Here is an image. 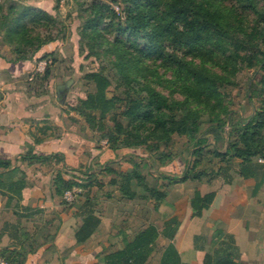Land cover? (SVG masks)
Instances as JSON below:
<instances>
[{
  "label": "crops",
  "instance_id": "obj_1",
  "mask_svg": "<svg viewBox=\"0 0 264 264\" xmlns=\"http://www.w3.org/2000/svg\"><path fill=\"white\" fill-rule=\"evenodd\" d=\"M56 47L46 45L33 59L20 61L8 46L0 48V259L105 264L108 254L154 225L159 234L145 264L176 257L178 264H264V158H234L213 170L203 166L184 181L179 178L192 168L190 155L179 160L180 176L144 173L139 166L147 167L150 155L143 162L130 149L112 150L71 112L70 79L62 80L69 72L59 76L57 61H38ZM45 64L51 80L41 91L35 77L43 75ZM134 170L143 184L132 179L137 196L131 199L119 189L120 173ZM73 174L84 182L71 189L76 199L68 202L70 190L59 193L56 180L69 181ZM155 186L164 193L160 202L151 195ZM87 207L100 224L78 242Z\"/></svg>",
  "mask_w": 264,
  "mask_h": 264
},
{
  "label": "trees",
  "instance_id": "obj_2",
  "mask_svg": "<svg viewBox=\"0 0 264 264\" xmlns=\"http://www.w3.org/2000/svg\"><path fill=\"white\" fill-rule=\"evenodd\" d=\"M121 5L122 14L113 12L108 15L106 11L103 12V9L107 8L103 5L88 8L90 13L85 21V36L95 42L112 34L108 31H116L117 39L113 42L109 40L110 46L122 50L129 60H134L135 68H138L147 81L151 79L149 73H155L159 67L171 70L177 75L175 84L185 91V98L181 101L169 99L151 84H146L144 88L149 90V97L140 102L141 109L135 112L128 127L116 124L112 128L106 120L116 112L121 99L108 96L107 91L112 85L110 78L101 72H92L89 79L95 84V90L82 98L79 106L75 108L85 117L90 129L102 134V139L107 140L112 150L140 148L146 145L151 153L157 151L160 144L166 142L171 134L187 135L194 148L190 156L196 160L192 168H188L179 178L181 181L196 176V169L202 163L203 151L212 141L217 145L219 140L223 139L225 148H216V155L222 159L239 158L247 162L257 157L264 158V106L256 109L247 119L240 113L236 124L239 140L235 143L230 142L233 133L230 116L232 112L227 107L222 106L227 115L216 119L222 122L223 129L212 126L203 131L196 118L200 107H213V100L215 105L223 103L218 87L219 84L230 82L227 71L221 66L225 59H228V66L234 63L235 68L238 64L245 63L249 67L256 64L259 68L264 67V50L259 48V40L263 39L260 27L264 28V10L257 9L255 0H234L231 4H227L226 0H122ZM30 9L32 14L38 15L37 18H28L26 13L17 11L11 14V18L0 16L3 39L13 47L17 55L15 61L27 60L22 42L18 41L25 29V21L35 24L52 19L47 11ZM0 10H3L2 4ZM250 13L257 17V24L252 27L247 25L244 18ZM103 18H108L109 23L101 29L99 26ZM247 28L251 29L250 32ZM124 35H127L125 43L120 40ZM49 41L52 40L42 41L34 51L38 52ZM129 41L131 46L127 47L126 42ZM229 46L235 48L229 50ZM210 64L212 70H215L214 74L207 69ZM216 67L220 70L216 71ZM159 75L157 73L156 76ZM229 75L232 76L230 71ZM251 86L252 84L250 88ZM254 95L261 96L262 93L255 89ZM227 125L229 130L224 129ZM153 139L157 141L151 143ZM54 156L63 160L60 154ZM54 156L37 159L46 160ZM120 176L122 182L119 189L122 194L131 199L135 198L137 192L131 188L132 179H137L141 185L142 175L134 170L132 175L120 173ZM78 179L80 180L77 174L71 175L69 181L60 176L56 180L58 192L64 195L67 190L80 186ZM151 195L156 202H160L164 197V193L156 186L151 190ZM88 208L84 210L83 224L76 233L78 242L89 239L100 224V218ZM158 234L154 225L149 226L125 248L108 254L105 264H145ZM172 255H175L173 251ZM1 259L17 264L16 258L11 255ZM176 259L177 257L175 261L166 258L163 264H178Z\"/></svg>",
  "mask_w": 264,
  "mask_h": 264
},
{
  "label": "rangeland",
  "instance_id": "obj_3",
  "mask_svg": "<svg viewBox=\"0 0 264 264\" xmlns=\"http://www.w3.org/2000/svg\"><path fill=\"white\" fill-rule=\"evenodd\" d=\"M121 1L122 0H0V4L3 5V10H0V16L6 15L8 18H11V14L17 11L18 13H26L28 18H32V16L37 18L38 15L32 14L30 8H34L35 10L42 9L52 16V19L49 21L41 23L33 24L25 21V29L23 33L20 34L21 38H19L18 41L22 42L27 60L33 59L37 55L40 50L38 52L34 50H36L42 41L52 40L46 45L52 43L57 44L54 53H46L42 55L38 61L45 60L47 62H52V64L57 61V68L54 69V72H58L59 76L66 72V70L69 72L64 74L65 78L63 77L62 79L61 77L60 79H70V109H74L71 110V112L75 114L74 116L77 115L80 117L88 127L89 124L86 122L85 117L75 108L79 106L82 98H85L89 93L95 90V84L89 79V75L92 72H101L110 78L112 85L107 91L108 96H117L121 99L116 112L113 113V115L111 114L106 120L108 126L112 128H114L116 124H122L124 128L128 127L129 121L135 116V112L141 109L140 102L149 97V90L144 88L146 84H151L159 90L163 96L169 99L181 101L185 98V91L175 84L177 75L171 70L159 67L155 73H153V71L149 73L151 79L147 81L146 77L141 75L138 68H135L134 60H129L128 56L123 54L122 50L110 46L108 41L110 40L113 42L117 39L116 31H108L110 33L112 32V34L107 33L106 39L99 38L95 42L87 35L85 36V33H87L85 21L88 19L90 13L88 8L103 5L107 6V8L103 9V12L106 11L108 15L113 12L122 14L123 7ZM233 1L234 0H226V3L231 4ZM255 4L257 9L261 11L264 10V0H257V2L255 0ZM12 7L14 8L11 9ZM123 18H125V16H123ZM244 18L246 19L245 22H247V25L250 27L257 24V17L253 13H250ZM108 23L109 19L103 18L99 27L102 29ZM262 27H260V29L263 32V39L261 38L259 40V48L264 50V28ZM248 30V32H250L251 29ZM3 37L4 33L0 30V48L8 46L12 53V59H14L17 55L13 47L5 43ZM126 39L127 35L120 38L123 43H125ZM126 46L130 47L131 42H126ZM234 48L235 47L231 46L228 47L229 50ZM249 51H246V53L248 54ZM215 59H217V57H215ZM226 60L228 59L222 60L221 66L227 71L230 82L224 85L219 84L218 87V90L222 94L224 104L216 103L215 105V100H213L211 104L214 103V106L210 108L200 107L201 110L198 111L199 114L196 115V118L200 122L203 131L212 126H218L223 129V126H221L222 122L216 121V119L227 115V113H224L222 106L227 107L228 110L232 112L230 116L232 117L231 128L233 133L230 137V142L235 143L239 140L238 126L236 124L240 119V113H242L243 118L247 119L252 116L256 109H260L264 106V67L259 68L257 64L253 67H249L247 63H245L244 65L238 64V67L235 68L234 63L228 66ZM66 64L70 67H67L68 65L66 66ZM47 65L49 66L50 64L48 63ZM47 65L45 64V67L40 69L43 75L35 77L37 89L41 90L43 88L41 91H45L46 88H48L46 85L50 84L49 82L51 80L49 75L46 76ZM207 67V69L214 74L215 70H212V64ZM226 67L229 69L232 76L229 75V71ZM216 68V71L220 70L218 67ZM233 68L234 73H232ZM157 73L160 75L156 76ZM250 84H252L253 87L251 86L250 88ZM131 86H133L134 89ZM255 89H257L258 92L260 91L262 95H254ZM50 90H54V87ZM70 118H73V121L77 120L75 117ZM224 129L229 130L230 127L227 125ZM219 131L222 132V130ZM95 133L99 138H102V134ZM262 136L264 137V127ZM154 141H157V139H153L151 143ZM222 142L223 139H220L219 143L216 145V143L212 141L208 147H205L202 155V163H200L198 167L199 170L202 169L203 166L208 169H212V167L218 169L221 166H226V164L232 161L228 159L229 157L222 159L216 155L217 147H221L222 149L225 148ZM193 149V144L189 141L187 135L174 133L170 135L166 142L160 144L159 149L153 153L148 150L146 145L130 150L135 154H132L135 158L142 159L150 155V162L147 167L139 166L144 173L152 170L153 173L161 175L163 173L178 174L179 169H182L179 160L184 161L185 158H188ZM194 160H196V158L191 159L190 165L193 164ZM168 165L171 167L169 171L168 168H164ZM172 167H174V169ZM177 176H180V174ZM151 177L154 178L153 175ZM151 177L150 179H152ZM82 178L83 177L80 176V180L78 179L81 185H83L84 182Z\"/></svg>",
  "mask_w": 264,
  "mask_h": 264
},
{
  "label": "built area",
  "instance_id": "obj_4",
  "mask_svg": "<svg viewBox=\"0 0 264 264\" xmlns=\"http://www.w3.org/2000/svg\"><path fill=\"white\" fill-rule=\"evenodd\" d=\"M65 199L68 202H73L76 199V192L75 190H70L65 193ZM0 264H11L10 262L0 259Z\"/></svg>",
  "mask_w": 264,
  "mask_h": 264
}]
</instances>
